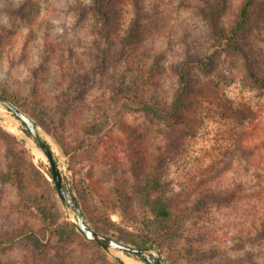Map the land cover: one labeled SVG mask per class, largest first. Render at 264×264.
I'll list each match as a JSON object with an SVG mask.
<instances>
[{
    "label": "rangeland",
    "instance_id": "obj_1",
    "mask_svg": "<svg viewBox=\"0 0 264 264\" xmlns=\"http://www.w3.org/2000/svg\"><path fill=\"white\" fill-rule=\"evenodd\" d=\"M241 1L142 0L150 14L142 22L144 47L127 59L128 69L139 74L140 100L168 103L176 88L172 67L185 52H200L211 41L207 13H214L218 27H228ZM84 15L74 0H0V95L17 98L19 110L32 120L43 119L50 134L38 127L39 133L51 148L62 181L80 199L87 224L129 246L153 237L124 163L138 141L150 149L152 158L159 156L157 168L185 215L180 237L161 244L158 252L164 264H264V168L259 167H264V150H259L264 145V89L239 80L238 69L233 70L240 65L236 55L220 54L205 73L190 68L193 83L222 75L217 97L229 101L235 114L222 115L207 101L194 134L178 132L175 140L170 132L179 129L177 119L150 123L133 101L109 94L107 79L117 77L111 68L104 74L96 69L99 61L87 49ZM247 23L243 49L264 68V0H255ZM77 67L93 71L95 81L74 93L75 85L69 88L62 74H70L65 68ZM96 127L99 133L89 131ZM252 129L259 138L238 140L242 131ZM165 133L173 141L169 149ZM32 145L20 122L0 106V239L22 229L43 244L34 249L20 236L0 247V264H118L124 254L103 251L77 230L59 248L52 231L74 220L57 195L48 193L56 218L51 225L21 200L14 182L1 179L10 171L25 176L33 168L50 181L45 174L49 164L44 156L34 159ZM240 147L250 154H239ZM24 186L40 193L43 182L37 177ZM201 187L207 199L194 208Z\"/></svg>",
    "mask_w": 264,
    "mask_h": 264
},
{
    "label": "trees",
    "instance_id": "obj_2",
    "mask_svg": "<svg viewBox=\"0 0 264 264\" xmlns=\"http://www.w3.org/2000/svg\"><path fill=\"white\" fill-rule=\"evenodd\" d=\"M219 1L222 4L224 2V0ZM25 2L23 1L21 5H25ZM74 2L75 8L80 11V15L82 16L85 14L83 23L85 24L88 35V43H86V45L89 52L93 53L91 56L99 61V65L96 69L100 70L101 74H104L111 68L114 75L117 77L115 80L112 77L107 79L111 82L108 89L110 92L109 94L116 99L119 98V100L126 99L133 101L139 110L144 113L145 118L150 123L164 119H177L180 123L179 129L170 132L171 137L175 136V140H177L178 132L183 135L194 134L199 111L207 101L213 102L222 115L232 116L235 114V109L231 106L229 101L220 96L217 97L218 91L216 87L222 75L218 74L216 76V74H214L206 79L193 83L188 73L190 68H195L205 73L213 69L215 58L220 54L236 55V60H239L240 65L233 70L238 69L237 76L239 80L249 82L253 84L254 87L264 89V68L257 66L256 62L244 51V47L241 43L242 35L247 28V22H249L250 13L255 5V0H242L236 11L235 20L232 21L233 23L228 27H218L216 22H214V13L211 11L207 13L211 41L200 52H185L179 62L172 67V73L176 80V88L168 103L141 101L139 95L141 88L137 86L139 74L128 69V56L135 55L137 50L144 47V45H142L143 39L141 36L142 22L148 19L150 14L145 12L142 0H74ZM20 10L21 7L17 12L21 15L22 13H20ZM124 10L125 12H122ZM67 55L71 56L69 50H67ZM59 64L62 65L61 62ZM118 64L121 65V69H116ZM80 67L72 69L65 68L70 74H62L64 78H68L69 88L75 85V87H73L74 93H79L82 88L88 84H93L95 81L93 71H84V68H82V70ZM60 68L62 69V67ZM106 75L109 78V74ZM57 87H60L58 83ZM0 98L8 101L19 109L17 105L20 104V101L14 96L12 97L10 94L1 93ZM68 103L69 102H66V104ZM12 116L15 120L19 121L14 115ZM33 121L37 127H40L44 132L50 134L42 118ZM20 124L24 128L25 134L31 138L24 124L22 122H20ZM100 130V128L96 127L91 128L89 131L97 134ZM254 131V129L242 131L239 134L238 140L241 141L246 136L253 139L259 138V135H257L258 133H256L255 136L253 135ZM260 132L263 133L262 131ZM262 135L264 138V133ZM168 137L169 134L165 133L164 140L166 149L173 146L170 145L171 140H169ZM42 141L49 148L47 142L45 140ZM171 142L173 143V141ZM246 147H240L238 150L239 154L241 153L243 156L247 155L250 150ZM59 149L62 151L61 147H59ZM253 149V151H255L257 148ZM261 149L264 150V145H262L259 150ZM129 152L124 163L128 168L127 170L129 171L132 181L130 188L146 220L147 230L150 232L151 236H153H147L134 247H149L152 250L160 252L162 243L179 238L181 235L185 218L180 208L181 202H178L177 199H172L171 195H169V183L163 178L161 171L157 168L160 163L159 156H154L152 158L150 149L143 148L138 141H136V144ZM54 160L56 162L55 158ZM120 164L121 162H119V164L111 163L109 167L116 168L117 165ZM259 167L264 168L263 166ZM45 174L49 177L50 181H47L43 175L33 168L32 171L25 176L23 174L20 175L18 171H15L14 174L10 171L3 174L1 179L7 182H14L18 186V195L21 200L29 203L30 207L33 208L43 220L48 221L51 225H55L56 218L52 213V207L48 203V193L50 191L55 193L49 167L46 169ZM37 177H40L43 182L40 193L34 190H28V188L24 186V181L26 183H35ZM62 185L67 191L72 192V188L66 187L64 181H62ZM199 195L200 198L196 199L194 208H200L204 200L207 199V193L202 187L197 193V196ZM75 198L82 211L80 199L78 196H75ZM60 204L64 206L63 203L60 202ZM90 227L94 231L104 234V232L98 231L92 226ZM75 232V226L70 222H64L63 226H56L52 231L57 237V245L59 248H63L66 240ZM23 235L28 239L34 249H40L43 246L38 239L25 230L17 229L0 239V247L12 244L18 237ZM124 255L133 257L135 260L139 261V259L133 255ZM117 262L118 264H123L120 260H117Z\"/></svg>",
    "mask_w": 264,
    "mask_h": 264
},
{
    "label": "water",
    "instance_id": "obj_3",
    "mask_svg": "<svg viewBox=\"0 0 264 264\" xmlns=\"http://www.w3.org/2000/svg\"><path fill=\"white\" fill-rule=\"evenodd\" d=\"M0 106L5 107L12 115H14L20 122L25 126V129L30 134L34 145L43 154L45 159L49 164V170L51 173V179L54 184L55 193L64 207L71 214L74 222L75 229L78 233L87 241L94 243L100 249L107 253H121L133 255L142 264H164L161 255L158 251H154L148 248H138L134 246H129L122 244L108 236L102 235L87 224L83 213L76 201L75 195L67 191L62 185V178L60 172L57 168V164L54 160L51 148H48L44 143L43 139L39 133L38 127L35 125L34 121L17 109L14 105L8 101L0 98Z\"/></svg>",
    "mask_w": 264,
    "mask_h": 264
},
{
    "label": "bare ground",
    "instance_id": "obj_4",
    "mask_svg": "<svg viewBox=\"0 0 264 264\" xmlns=\"http://www.w3.org/2000/svg\"><path fill=\"white\" fill-rule=\"evenodd\" d=\"M2 121V120H1ZM4 121V120H3ZM6 122H8V121H6ZM15 123V122H14ZM7 125H8V127H7ZM7 125H6V127L7 128H9L8 130L9 131H14V128H13V126L11 125V123H7ZM14 125V124H13ZM16 126V125H15ZM7 131V130H6ZM49 142V141H48ZM30 146V145H29ZM28 146V147H29ZM52 147V146H51ZM29 148H31V147H29ZM31 151H32V154H33V156H34V159H40V158H44L43 157V154L39 151V149H37V147H35L34 145H32V148H31ZM42 161V160H41ZM125 264H142L141 262H139V261H137V260H134V259H131V258H126V260H125Z\"/></svg>",
    "mask_w": 264,
    "mask_h": 264
},
{
    "label": "crops",
    "instance_id": "obj_5",
    "mask_svg": "<svg viewBox=\"0 0 264 264\" xmlns=\"http://www.w3.org/2000/svg\"><path fill=\"white\" fill-rule=\"evenodd\" d=\"M120 261H122L125 264L126 258H131L134 259L133 257L127 256V255H122L121 257H118Z\"/></svg>",
    "mask_w": 264,
    "mask_h": 264
}]
</instances>
